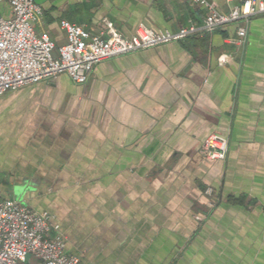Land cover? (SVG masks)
I'll return each instance as SVG.
<instances>
[{"label": "crops", "instance_id": "0c3cea01", "mask_svg": "<svg viewBox=\"0 0 264 264\" xmlns=\"http://www.w3.org/2000/svg\"><path fill=\"white\" fill-rule=\"evenodd\" d=\"M39 2L36 30L57 47L62 19L129 38L207 13L193 0ZM236 30L107 59L83 84L62 74L0 96V197L54 214L85 264H264V14L243 43ZM212 133L229 140L224 160L202 154Z\"/></svg>", "mask_w": 264, "mask_h": 264}, {"label": "built area", "instance_id": "2783aa9c", "mask_svg": "<svg viewBox=\"0 0 264 264\" xmlns=\"http://www.w3.org/2000/svg\"><path fill=\"white\" fill-rule=\"evenodd\" d=\"M193 1L207 10L200 25L193 23L177 32L141 25L126 38L107 22V36L103 37L62 19L66 42L57 47L48 33L36 30L35 23L43 11L40 4L35 0H0L12 11L10 17H0V96L62 74L83 84L95 66L107 59L193 34L204 35L234 23L243 43L251 18L264 14V0H241L226 12L218 11L209 0ZM228 149V138L218 133L207 136L202 144V154L208 160H224ZM205 193L212 195L213 189L209 187ZM66 246L54 214L0 198V264H85L80 256L69 254Z\"/></svg>", "mask_w": 264, "mask_h": 264}, {"label": "rangeland", "instance_id": "374dc122", "mask_svg": "<svg viewBox=\"0 0 264 264\" xmlns=\"http://www.w3.org/2000/svg\"><path fill=\"white\" fill-rule=\"evenodd\" d=\"M35 1H36L38 4H40V2H39L40 0H35ZM73 7H74V6H73ZM72 11L77 12V11H76V8H73ZM0 198H1V197H0Z\"/></svg>", "mask_w": 264, "mask_h": 264}]
</instances>
